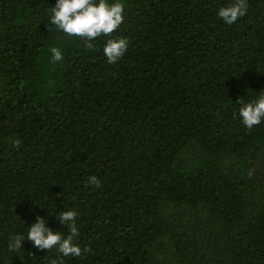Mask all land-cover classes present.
I'll use <instances>...</instances> for the list:
<instances>
[{
    "label": "trees",
    "instance_id": "16d2710c",
    "mask_svg": "<svg viewBox=\"0 0 264 264\" xmlns=\"http://www.w3.org/2000/svg\"><path fill=\"white\" fill-rule=\"evenodd\" d=\"M56 2L0 0V264H264V121L239 116L264 95V0L231 25L234 0H108L124 21L91 49ZM73 210L80 257L26 240Z\"/></svg>",
    "mask_w": 264,
    "mask_h": 264
},
{
    "label": "clouds",
    "instance_id": "9594fccd",
    "mask_svg": "<svg viewBox=\"0 0 264 264\" xmlns=\"http://www.w3.org/2000/svg\"><path fill=\"white\" fill-rule=\"evenodd\" d=\"M248 9L247 0H234V3L221 7L218 16L225 23L231 25L239 18L246 15ZM124 5L122 3H108V0H57L51 8V21L58 31L69 37L80 38L87 42L91 49V41L100 36H111L124 21ZM128 40L125 38L108 39L103 49V55L109 64L117 63L126 53ZM52 62L61 61L63 54L57 47L51 49ZM264 92V91H261ZM239 116L242 124L248 129L258 126L264 121V95L257 100L247 104L239 100ZM89 185L101 186L96 176L88 178ZM59 220L68 226V235L64 237L62 232H54L47 226L43 217H37V221L29 227L27 239L40 251L47 252L55 249L61 257H80L81 247L74 242L79 236V229L76 224L77 213L73 211H62L59 213ZM25 241L21 235L10 239L9 251H19ZM89 248L83 252H89ZM50 264H64L63 259H53Z\"/></svg>",
    "mask_w": 264,
    "mask_h": 264
}]
</instances>
